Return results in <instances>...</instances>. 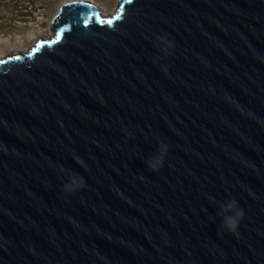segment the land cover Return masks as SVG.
I'll return each instance as SVG.
<instances>
[{
    "label": "water",
    "instance_id": "water-1",
    "mask_svg": "<svg viewBox=\"0 0 264 264\" xmlns=\"http://www.w3.org/2000/svg\"><path fill=\"white\" fill-rule=\"evenodd\" d=\"M50 30L0 59V264H264V0H71Z\"/></svg>",
    "mask_w": 264,
    "mask_h": 264
},
{
    "label": "rangeland",
    "instance_id": "rangeland-1",
    "mask_svg": "<svg viewBox=\"0 0 264 264\" xmlns=\"http://www.w3.org/2000/svg\"><path fill=\"white\" fill-rule=\"evenodd\" d=\"M71 0H0V56L23 55L35 42L52 37L51 21L58 9ZM110 16L117 0H87Z\"/></svg>",
    "mask_w": 264,
    "mask_h": 264
},
{
    "label": "clouds",
    "instance_id": "clouds-1",
    "mask_svg": "<svg viewBox=\"0 0 264 264\" xmlns=\"http://www.w3.org/2000/svg\"><path fill=\"white\" fill-rule=\"evenodd\" d=\"M157 41H166V37H157ZM159 47L157 43L154 45ZM171 42H167V47L161 49L166 55L168 54V48L173 47ZM170 145L166 142H160L157 145L156 154L148 157L144 160L145 166L148 171L158 172L165 164V158L168 155ZM60 172L66 181L63 183L62 191L67 196H74L79 190H82L86 186L84 178L79 174L72 172L71 170H65L63 167L60 168ZM211 204L218 208L216 215L220 218V227L230 233H235L241 221L243 220L245 213L239 206V203L234 198H230L226 202L217 203L215 199L209 197ZM211 219V218H210Z\"/></svg>",
    "mask_w": 264,
    "mask_h": 264
},
{
    "label": "snow or ice",
    "instance_id": "snow-or-ice-1",
    "mask_svg": "<svg viewBox=\"0 0 264 264\" xmlns=\"http://www.w3.org/2000/svg\"><path fill=\"white\" fill-rule=\"evenodd\" d=\"M128 3H131V0H128ZM121 11H122V10H121ZM120 18H121L120 15H117L114 19L118 20V19H120ZM105 22L111 24V23H113V20H107V21H105ZM59 38H60V37L57 36L56 40H58ZM53 42H56V41L54 40ZM16 59H19V57H16Z\"/></svg>",
    "mask_w": 264,
    "mask_h": 264
},
{
    "label": "bare ground",
    "instance_id": "bare-ground-1",
    "mask_svg": "<svg viewBox=\"0 0 264 264\" xmlns=\"http://www.w3.org/2000/svg\"><path fill=\"white\" fill-rule=\"evenodd\" d=\"M103 17H107V16H106V15H103ZM4 58H5V57H1V56H0V59H4Z\"/></svg>",
    "mask_w": 264,
    "mask_h": 264
}]
</instances>
